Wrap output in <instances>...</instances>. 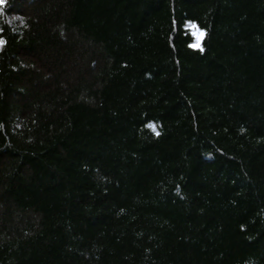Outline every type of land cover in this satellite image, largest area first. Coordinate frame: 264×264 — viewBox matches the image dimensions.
Returning <instances> with one entry per match:
<instances>
[{
  "label": "trees",
  "instance_id": "trees-1",
  "mask_svg": "<svg viewBox=\"0 0 264 264\" xmlns=\"http://www.w3.org/2000/svg\"><path fill=\"white\" fill-rule=\"evenodd\" d=\"M0 39V264H264V0H5Z\"/></svg>",
  "mask_w": 264,
  "mask_h": 264
},
{
  "label": "snow or ice",
  "instance_id": "snow-or-ice-1",
  "mask_svg": "<svg viewBox=\"0 0 264 264\" xmlns=\"http://www.w3.org/2000/svg\"><path fill=\"white\" fill-rule=\"evenodd\" d=\"M4 3H5V0H0V5H3ZM189 27L191 29H195L192 32V35H194L196 37V42L189 44V47L193 48V49H199L201 52H203L204 49L201 45V39L204 36V32L199 30L198 27L196 25L192 24L191 22H189ZM3 43H5V41L3 39H0V44H3ZM148 127H150L154 132H156L154 125L149 124ZM156 135H159V132H156Z\"/></svg>",
  "mask_w": 264,
  "mask_h": 264
},
{
  "label": "rangeland",
  "instance_id": "rangeland-1",
  "mask_svg": "<svg viewBox=\"0 0 264 264\" xmlns=\"http://www.w3.org/2000/svg\"><path fill=\"white\" fill-rule=\"evenodd\" d=\"M190 30H191V32H193L195 29H191V28H189ZM199 29V28H198ZM200 30V29H199ZM194 36V35H193ZM204 37H205V33H204V36L202 37V39H201V45H202V42H203V39H204ZM194 38H195V41H194V43L196 42V37L194 36Z\"/></svg>",
  "mask_w": 264,
  "mask_h": 264
}]
</instances>
